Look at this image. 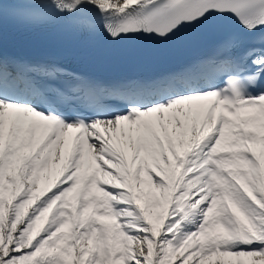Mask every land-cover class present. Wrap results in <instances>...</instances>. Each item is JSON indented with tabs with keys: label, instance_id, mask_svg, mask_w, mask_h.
<instances>
[{
	"label": "snow or ice",
	"instance_id": "1",
	"mask_svg": "<svg viewBox=\"0 0 264 264\" xmlns=\"http://www.w3.org/2000/svg\"><path fill=\"white\" fill-rule=\"evenodd\" d=\"M10 26L212 47L105 82ZM0 264H264V0H0Z\"/></svg>",
	"mask_w": 264,
	"mask_h": 264
}]
</instances>
